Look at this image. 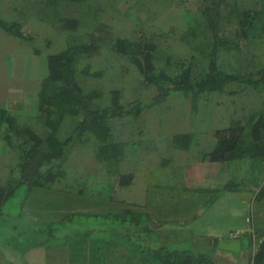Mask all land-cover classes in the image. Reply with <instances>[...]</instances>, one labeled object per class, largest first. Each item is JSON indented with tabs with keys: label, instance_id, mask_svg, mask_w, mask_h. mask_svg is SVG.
<instances>
[{
	"label": "rangeland",
	"instance_id": "rangeland-1",
	"mask_svg": "<svg viewBox=\"0 0 264 264\" xmlns=\"http://www.w3.org/2000/svg\"><path fill=\"white\" fill-rule=\"evenodd\" d=\"M199 1L79 0L47 4L45 0H0V17L8 22H19L32 36V41H25L13 38L2 31L3 34L14 39L9 41L7 36L0 34V107L7 108L19 127L29 126L43 136L50 134L54 142L63 140L73 129L72 119L62 116L56 131L50 133L51 127L44 123L45 116L38 111V95L42 79L47 75L48 55L60 52L79 41L91 39L100 41L105 38L104 41H100L101 48L97 55L79 60L77 76L84 89L95 90L99 94L98 103L109 104L113 89H118L123 102H127L136 95L144 93L146 88L138 69L126 56L111 50L107 43L108 39L121 36L154 42L162 51L164 60L166 54L171 57L169 67L175 72L180 61L188 62L190 57H197L192 46L201 39L194 40L192 35L187 34V29L194 26L197 29L196 37L202 35L200 30L203 20L196 8V3ZM230 7L264 11V0H228L226 9ZM235 20L223 18V30L226 34H232ZM197 63L201 65L203 60L200 59ZM219 65L225 70L264 66V20L258 23L253 36L243 41L240 48L222 52L219 56ZM261 112H264V91L246 89L237 94L217 91L195 97H171L144 108L137 117L112 120L115 132L121 135L124 142V155L117 165V172L144 178L147 172H145L146 168L142 167L144 154L142 149L146 148L145 151L149 150L150 154L155 153L151 157L153 161L157 162L167 157L169 162H176V166L170 168L171 172L170 169H163L164 172L161 173L163 179L177 176L187 185H194L186 178L190 172L189 168L193 165L187 163L193 159L195 150L214 146L216 130L226 128L231 122L243 120L250 114L257 115ZM149 128H155L157 131ZM179 133L190 136L191 141L187 148H177L172 143V136ZM0 138H2L0 139V180L4 181L0 183H5L9 176L17 178L18 159L15 143L12 139H6L4 128L0 129ZM94 147L92 139L88 136L72 141L68 148L69 153L60 165L61 171H65V175L68 176L66 179L73 174H80L85 177L90 176L95 185L103 183L101 178L103 174H100V171L105 169L95 161ZM243 158L249 159L248 161L242 158L231 160L230 163L220 165L221 171L217 174L218 183L226 180L223 176L230 175L227 183L232 189L229 191L240 192L245 196L254 216L256 215V225L260 228L264 225V155ZM5 161L10 164L9 173L2 166ZM155 169L157 168H151L150 171L153 178L158 177ZM63 181L64 179L58 181L57 185H61ZM71 184L74 186L73 189L81 186L79 183ZM164 184L165 182L160 186ZM172 184V187L166 186L165 190L188 192L192 195L189 199H184L188 201L183 207V212L186 214L175 220L177 224L182 223L181 219H187L185 220L187 223L193 221L196 216L199 219L201 213L198 212L199 203H202L201 207L208 212L210 208L208 203L219 198L220 194L226 191L223 190L226 184L219 185L217 190H212L208 195L182 190L174 182ZM94 190L91 189L92 192ZM110 190L113 189L109 188L104 193ZM128 190H118V192L128 193ZM22 196V190H18L3 207L4 214L14 221L12 225L15 237L16 212L25 199L21 200ZM204 197H207V200ZM254 199L255 209L250 205V201ZM104 207H108L107 203H104ZM243 212L241 210L242 215ZM129 220H131L130 215L120 222L121 226L128 229ZM98 221L107 222L106 219ZM258 227H252L253 231L250 233L255 235L252 236L250 257L260 239L261 231ZM128 237L132 235L129 233ZM254 239L256 244L253 247ZM182 243L186 248L208 250L210 248L207 245L213 242L194 237L186 238ZM174 245L179 246L180 243ZM170 247L176 248L173 245Z\"/></svg>",
	"mask_w": 264,
	"mask_h": 264
},
{
	"label": "trees",
	"instance_id": "trees-1",
	"mask_svg": "<svg viewBox=\"0 0 264 264\" xmlns=\"http://www.w3.org/2000/svg\"><path fill=\"white\" fill-rule=\"evenodd\" d=\"M78 1L45 0L47 4ZM227 5L228 0H200L196 3L203 20L200 30L202 35L196 37L197 29L194 26L187 29V34L192 35L194 40L201 39L192 46L197 57H190L186 63L180 61L175 72L169 67L171 57L166 54L164 60L162 51L154 42L121 36L108 39L110 49L126 56L138 69L146 88L144 93L127 102H123L118 89H113L109 104L98 103L99 94L95 90L84 89L77 76L79 60L97 55L101 48L100 41L105 38L100 41H79L48 55L47 75L42 79L38 95L39 114L45 116L44 123L51 127L50 133L56 131L62 116L72 119L73 129L63 140L54 142L50 134L43 136L29 126L19 127L14 116L7 109L0 108V129L4 128L6 139H12L15 143L18 159L16 180L0 185V215L4 212L5 203L18 190H22V200L35 187L49 188L57 183L60 180V165L69 153V145L84 136L92 139L95 158L105 164L111 175H118L120 185H128L132 175L117 172V165L124 155V142L121 135L115 132L112 120L137 117L144 108L171 97H195L217 91L237 94L246 89L264 91V66L225 70L219 65L222 52L240 48L243 41L253 36L258 23L264 20V11L231 7L227 10ZM223 18L236 19L231 35L223 30ZM0 28L12 37L32 41L31 34L17 21L8 22L0 18ZM200 59L203 64L198 65ZM215 137L213 148L203 155L209 161H230L264 155V112L231 122L228 127L216 130ZM190 141L186 133L172 136V143L177 148H187ZM231 189L229 183L223 187V190ZM131 214L135 213L125 209L119 215L103 218L122 221L130 215L131 220L127 224L129 228H125L128 238L131 226L137 224ZM252 236L250 233L243 235V245H251ZM259 236L260 241L247 264H264V231ZM217 251L214 248L179 249L162 245L149 254L156 264H232L223 260L226 258L223 254H219L225 250L217 248Z\"/></svg>",
	"mask_w": 264,
	"mask_h": 264
},
{
	"label": "crops",
	"instance_id": "crops-1",
	"mask_svg": "<svg viewBox=\"0 0 264 264\" xmlns=\"http://www.w3.org/2000/svg\"><path fill=\"white\" fill-rule=\"evenodd\" d=\"M2 31L0 28V34L7 36ZM7 39L14 40L10 37ZM149 126L152 127L150 123ZM149 129L157 131L155 128ZM212 148L213 145L207 149L197 148L194 156L192 155L193 159L187 163L193 164L186 178L194 184L192 187L177 176L163 179V169L175 167L176 162H169L167 157L153 161L151 157L155 153L150 154L149 150L145 151L146 148L142 149V167L146 168L147 174L144 178L132 176L128 185H120L118 175H111L105 164L98 159L95 161L105 169L100 171L103 174V183L100 185H95L90 176L80 174H73L66 179L68 176L60 169V180L64 179L61 185L55 183L49 188L35 187L20 203L17 217L15 216L16 237L13 235L14 221L4 212L0 215V264H156L149 252L162 245L192 249L186 248L182 240L194 237L211 240L212 245L208 244L207 247L214 248L216 253L220 242L239 241L238 253L220 251L219 254H223L232 264H247L252 246L243 245L241 240L244 239L243 235L252 233V227L257 228L259 225H256V215L254 216L243 194L229 190L222 192L219 198L208 203V212L199 203L200 218L196 216L189 225L185 221L187 219H181L180 224L175 220L186 214L183 207L188 201L184 199H189L192 195L188 192L165 190L166 186L172 187L174 182L182 190L208 195L212 190H217L219 185L224 186L230 175L223 176L226 180L218 183L220 165L238 159L209 161L203 155ZM242 159L248 161L249 158ZM2 166L9 173L10 164L5 161ZM151 168H157L155 170L158 177H152ZM171 171L170 169L169 172ZM86 173L89 175V172ZM6 180L9 182L16 179L9 176ZM7 181L0 185L7 184ZM71 183H79L81 186L73 189ZM109 188L113 190L104 193ZM91 189L95 190L92 192ZM124 189H129V192H118ZM204 199L207 200V197ZM104 203L108 207H104ZM250 205L255 209V199L250 201ZM125 209L136 214H131L137 224L128 231L132 235L130 238H127L126 229L121 226L120 220L109 219L103 223L98 221L105 219L103 217L107 215H119ZM246 217H250L252 221H247ZM259 231H264V225L260 226ZM235 232L239 236L231 237ZM176 243L180 245H174ZM255 244L254 239L253 247Z\"/></svg>",
	"mask_w": 264,
	"mask_h": 264
},
{
	"label": "water",
	"instance_id": "water-1",
	"mask_svg": "<svg viewBox=\"0 0 264 264\" xmlns=\"http://www.w3.org/2000/svg\"><path fill=\"white\" fill-rule=\"evenodd\" d=\"M217 246L219 249L229 252L238 253L240 251V243L236 240L222 241ZM223 260L228 261L227 258H223Z\"/></svg>",
	"mask_w": 264,
	"mask_h": 264
},
{
	"label": "built area",
	"instance_id": "built-area-1",
	"mask_svg": "<svg viewBox=\"0 0 264 264\" xmlns=\"http://www.w3.org/2000/svg\"><path fill=\"white\" fill-rule=\"evenodd\" d=\"M250 216V215H249ZM246 220L247 221H249L250 222V217H246ZM239 236V234L238 233H233V234H231V237H233V238H236V237H238Z\"/></svg>",
	"mask_w": 264,
	"mask_h": 264
}]
</instances>
